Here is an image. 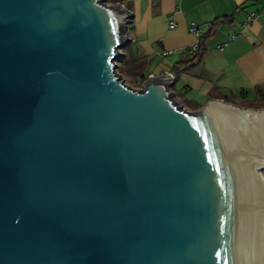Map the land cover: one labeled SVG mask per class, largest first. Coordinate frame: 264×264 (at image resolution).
<instances>
[{"label":"water","instance_id":"water-1","mask_svg":"<svg viewBox=\"0 0 264 264\" xmlns=\"http://www.w3.org/2000/svg\"><path fill=\"white\" fill-rule=\"evenodd\" d=\"M131 19L0 0V264H264V107L126 84Z\"/></svg>","mask_w":264,"mask_h":264},{"label":"crops","instance_id":"crops-1","mask_svg":"<svg viewBox=\"0 0 264 264\" xmlns=\"http://www.w3.org/2000/svg\"><path fill=\"white\" fill-rule=\"evenodd\" d=\"M115 1L132 13L129 40L120 50L126 74L140 81L170 72L171 90L188 110L210 98L236 104L245 99L264 102V0ZM249 13L255 17L244 24ZM222 15H230L231 21L220 23L204 39L202 56L179 64L189 53L181 50L196 41L190 23L200 24L203 33L213 18ZM168 49L172 52H165Z\"/></svg>","mask_w":264,"mask_h":264},{"label":"trees","instance_id":"trees-1","mask_svg":"<svg viewBox=\"0 0 264 264\" xmlns=\"http://www.w3.org/2000/svg\"><path fill=\"white\" fill-rule=\"evenodd\" d=\"M231 21V16L230 15H222V16H217L213 18L207 26L206 31H204L200 36L199 40L197 43V46L195 47L194 50L191 52L187 53L178 63L179 64H186L189 62H192L198 58H200L204 52V39L211 33L213 29H215L220 23L223 22H230ZM144 78H142L140 81H142Z\"/></svg>","mask_w":264,"mask_h":264},{"label":"rangeland","instance_id":"rangeland-1","mask_svg":"<svg viewBox=\"0 0 264 264\" xmlns=\"http://www.w3.org/2000/svg\"><path fill=\"white\" fill-rule=\"evenodd\" d=\"M105 2L110 5V4H114L116 2H120V1L105 0ZM126 46L124 47L125 49H126ZM120 50H121V48H120ZM114 61H115V64H116V72H118L119 75H121V78L122 79H125L124 82L126 84L131 85V86H134L136 88H139L141 81H139L138 79H135L134 77H132L131 74H126L124 72V70L122 69V64H121L122 61L120 59V55H118L115 58ZM238 105L246 106V107H255V108H258V107H264V102H262L261 100H257V99H254V100H252V99H245V100H239Z\"/></svg>","mask_w":264,"mask_h":264},{"label":"built area","instance_id":"built-area-1","mask_svg":"<svg viewBox=\"0 0 264 264\" xmlns=\"http://www.w3.org/2000/svg\"><path fill=\"white\" fill-rule=\"evenodd\" d=\"M116 3H119V2H116ZM121 5H123L122 3H120ZM255 17V14L254 13H249V14H246L244 20H243V23H247L249 21H251L253 18ZM169 25H173V22L170 21L169 22ZM189 30L190 32L196 37V41L194 42V44L192 45V47L190 48H184L181 50V52H191L192 50L195 49V47L197 46V43H198V40H199V36L201 35L202 33V26L198 23H190L189 25ZM233 36V35H231ZM221 45H218V47H220ZM165 52H172L171 49H168L166 50Z\"/></svg>","mask_w":264,"mask_h":264}]
</instances>
